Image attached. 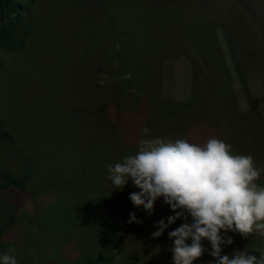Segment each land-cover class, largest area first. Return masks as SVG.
<instances>
[{"label": "rangeland", "instance_id": "rangeland-1", "mask_svg": "<svg viewBox=\"0 0 264 264\" xmlns=\"http://www.w3.org/2000/svg\"><path fill=\"white\" fill-rule=\"evenodd\" d=\"M247 2L256 25L254 22L247 29L251 16L239 15L236 18L242 21L233 27L241 33V41L256 52V66L242 64L226 29H214L229 75L228 119L211 114L212 104L209 114L199 104L205 84L218 79L223 71L211 70L210 63L205 64L178 37L175 24L164 26L169 24V16L163 18L159 10L173 8L176 0H32L27 5L13 36L15 47L0 48V120L16 144L10 150L0 140L6 151H0V171L7 177L27 176L22 184L29 202L20 209L14 204L0 206V254L14 249L17 264H171L172 241L167 232L179 220L159 238H152L153 224L173 213L157 212V201L150 216L136 208L129 195L138 189L131 182L122 190L113 189L106 166L135 154L140 142L157 135L165 140L186 136L203 115L207 116L203 124L208 132L202 137L215 136L231 144L233 154H251L257 167L264 168L263 148L254 149L243 134L248 129L264 133L256 120L264 124V85L260 84L264 79L246 75L249 68L261 71L264 67V35L259 32L261 22L264 28V0ZM185 8L191 13L194 6ZM161 32L166 34L162 43L170 48L168 52L157 51ZM178 57H189L192 62L189 97L188 89L184 93L181 89L180 76L186 71L174 84L177 97L186 99L184 103L196 92L198 100L190 107L169 101L163 107L164 93L161 97L157 91L166 82V67ZM120 62L125 68L141 62L142 68L139 65L141 70L135 68L132 74L126 70L127 76L118 69ZM111 74L123 81L113 80ZM102 78L103 84L99 83ZM232 92L244 101L242 112ZM254 96L259 103L253 101ZM162 109L169 111L167 120L151 122ZM218 121L222 125H210ZM136 134H140L137 139ZM257 183L264 186V173ZM122 198L124 202L119 203ZM3 200L6 195L0 190L1 203ZM129 212H135L143 223H127ZM99 222L109 224L106 232L98 230ZM229 235L234 242L223 249L264 247V237L258 234L248 239L238 233ZM197 260L202 264V257Z\"/></svg>", "mask_w": 264, "mask_h": 264}, {"label": "clouds", "instance_id": "clouds-1", "mask_svg": "<svg viewBox=\"0 0 264 264\" xmlns=\"http://www.w3.org/2000/svg\"><path fill=\"white\" fill-rule=\"evenodd\" d=\"M106 172L113 189L122 190L129 182L138 189L129 199L149 216L160 198L169 207L173 214L153 224L152 238L181 221L167 232L172 264H194L205 251L214 264H264V247L249 251L246 246L222 255V245L234 242L228 233L244 239L252 234L264 237V186L257 183L264 168L255 166L251 154H233L232 145L215 136L202 144L184 137L156 138L107 165ZM127 223L143 220L129 212ZM204 240L210 250L203 246ZM14 251L0 254V264H17Z\"/></svg>", "mask_w": 264, "mask_h": 264}, {"label": "trees", "instance_id": "trees-1", "mask_svg": "<svg viewBox=\"0 0 264 264\" xmlns=\"http://www.w3.org/2000/svg\"><path fill=\"white\" fill-rule=\"evenodd\" d=\"M227 1H228L227 3H223L221 2V0H176V6H174L171 9L170 8L161 9L159 10L160 11L159 14L163 18L165 17L164 16L165 14H168L169 24L164 26L166 28H171L173 27L171 25L175 24L177 26L175 27V33L178 35V37H182L185 40L188 47H190L191 45V50L195 52L202 60H204L205 64L206 62H209L210 65H208V67L211 70L219 69L223 71V73L219 74L218 79L212 81L211 83L205 84V90L203 92V95L199 97V101H200L199 104L204 105L203 112L208 114L210 111L208 105L212 104L214 110L211 112V114L214 113V115L218 118H221V114H223L228 119V117L230 116L231 108L226 102V101H230V93L228 92L229 88L226 85V79L229 77V75L224 67L225 62L223 60L222 57L223 55L221 53V49L219 47L214 29L215 28H219L220 30L226 29V31H228L233 38L234 46L239 53L241 62L243 61L244 63H249L252 67L253 64L255 65V63L253 62L256 61L255 59L256 52L251 47L249 48L244 41H241V33L239 32V30L234 29L235 27L233 26L236 24V22H238V20L240 22L242 21V19L236 18L239 15H246L248 17L251 16L250 20L252 21L253 24L249 23L247 25L250 27V28L247 27V29L249 30L254 26V22L256 25L257 19L254 17L255 13L250 10L247 0H227ZM31 2L32 0H0V48L5 50H10L13 49V47H15L16 43L12 42L13 36L20 29L23 10L27 7V5H30ZM246 2H247V6L246 8H244ZM189 4H192L194 6L193 11H191V13H187L185 10L186 9L185 6ZM233 11H235L236 13L234 14ZM232 15H235V17H232ZM220 25H223V27H220ZM259 27H260L259 32L264 35L263 33L264 28H262V22L261 24H259ZM165 35L166 34L164 32H161V35H159L160 48H157V51L161 53L168 52L170 49L167 48L162 43L163 40L162 37H164ZM176 52L179 53L178 50H176ZM260 56L261 58L259 62L262 61L263 58L262 53H260ZM243 62L242 64H244ZM139 65L142 68L141 62H137L135 68L139 69L140 71L141 68H139ZM244 65L247 66L246 64ZM135 68H130V67L125 68L123 66V62L118 63V69L121 72H124V74L127 76L128 74L126 73V70L127 72L130 71L132 74L133 69ZM248 68L249 67H246V69ZM252 69L249 68L248 72H246L247 77L254 78L255 76L256 78L264 79L262 78L264 77V67L261 68L263 74L261 73V71L257 69L255 70ZM112 79L115 81H123L119 77L118 78H116L115 76L113 77V75H112ZM260 84L264 85V82L262 81ZM197 100H198V95L195 92L192 93L190 99L187 102L181 104L173 103L172 105H178L179 107H186V106L190 107L193 106ZM165 106L167 105H163V107ZM182 110H186V109L182 108ZM159 112L160 114L157 115V119L152 120L151 122L161 124L167 120V117L169 116V111L165 112L162 109ZM242 116L244 118L251 117L248 114H242ZM201 117L203 118H198L196 121H194L192 126L186 131L185 134L186 136H184V138L188 139L190 142L202 144L208 139L202 137L203 136L202 133H204V131L208 132L207 126L203 124V121L204 119H207L205 118L207 116L204 117L202 115ZM256 120L258 121L257 125L259 126V128L260 127L264 128L261 122L258 119ZM205 122H209V121H205ZM217 123L218 124H214V125L210 124V125L212 127L222 125L220 121H218ZM234 125L238 126L239 124L237 123ZM261 130L262 129L259 130L248 129L245 130L243 134L244 137H247L248 143L253 142L254 149L258 150L260 148H263L262 151L264 155V133L262 135ZM189 131H191V133L188 135ZM0 140L5 145H7L10 150L15 149L16 147L15 137L13 138V135H11L10 131L4 127L1 120H0ZM249 144L251 145V143ZM249 144L246 145L250 146ZM1 150L5 151L4 146L0 147V151ZM20 152L21 150H18L15 154ZM254 163L257 167L258 163H256V161H254ZM0 177H1L0 190H2L6 195V200H3L2 203L0 201V206H5V205L7 206V204H14L17 209H20L23 203H26V201L29 202L28 190L22 184V182L23 183L25 181L27 182L26 175L22 176L20 174L19 175L16 174L11 177H7L5 173H2V171H0ZM120 202H124V198H122V200H120L119 203ZM157 202L159 203L157 207V212L163 214H172L169 207L163 203L162 198L158 199ZM158 210H161L162 212ZM163 211H167V212L164 213ZM107 222L110 221L107 220ZM180 223L181 221L179 220L177 226ZM97 226L100 227L98 228V230L106 232V227L109 226V224L106 222H102V223L99 222L97 223ZM202 243L206 249L210 250V243L207 240L202 241ZM223 246L224 245H222V247ZM226 250H228L229 253L232 252V249L230 248L226 249L225 247V249L222 248V255L224 254L223 252H226ZM255 254L258 256V253ZM201 257L203 258L202 264H214V258L209 256L207 251H205V253ZM169 263L172 264V262ZM194 263L200 264L198 260L194 261Z\"/></svg>", "mask_w": 264, "mask_h": 264}, {"label": "crops", "instance_id": "crops-1", "mask_svg": "<svg viewBox=\"0 0 264 264\" xmlns=\"http://www.w3.org/2000/svg\"><path fill=\"white\" fill-rule=\"evenodd\" d=\"M173 58H175V57H173ZM191 62H192V60L189 57H185V58L178 57L176 59H173V61H171L170 66L166 67L167 71L164 72L165 77L167 78L166 82L164 83V86H162V84H161L160 85L161 90L157 91V95L161 94V97H162V93H164V98L163 99L161 98L160 101L164 102L167 105V101H169L171 104H173V103H183V101L186 100V99L183 100L181 98L179 99L177 97V93H178L177 92V85L174 86V84L177 83L178 76L183 74L185 71H186L185 75L183 74L182 76H180V78L182 80L181 89H182L183 93H184V91L186 92V90L188 89L187 92H188V97H189L190 83H191V74H190L191 70H189L191 65L189 66V64ZM157 81H158V76H157ZM158 87H159V81L157 82V90H159ZM252 87L253 86H251V88ZM232 95L234 97V101H235L236 105L238 106L239 111L242 112L241 108L246 107L244 101L241 100V98L239 97L238 94H236V96H234V93L232 92ZM247 96H248V94L246 95V98H247ZM253 99H254L253 101L255 103H259V99L257 96H254ZM240 106H242V107L240 108ZM243 110H245V109H243ZM243 113H246V112L244 111ZM139 135L140 134H138V135L136 134L135 139H137V137L139 138ZM156 138H160V137L157 135V137H155L153 139H156ZM140 145H142L141 142H140ZM131 155H133V154H131Z\"/></svg>", "mask_w": 264, "mask_h": 264}]
</instances>
